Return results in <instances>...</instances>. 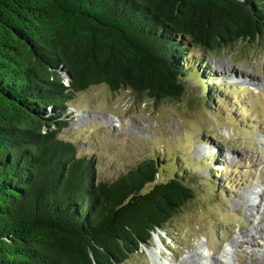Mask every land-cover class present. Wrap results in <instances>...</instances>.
<instances>
[{"label": "trees", "instance_id": "trees-1", "mask_svg": "<svg viewBox=\"0 0 264 264\" xmlns=\"http://www.w3.org/2000/svg\"><path fill=\"white\" fill-rule=\"evenodd\" d=\"M260 36L264 0H0V264H122L149 246L193 185L158 180L153 158L96 180L59 137L70 100L99 83L179 97L185 47Z\"/></svg>", "mask_w": 264, "mask_h": 264}, {"label": "rangeland", "instance_id": "rangeland-1", "mask_svg": "<svg viewBox=\"0 0 264 264\" xmlns=\"http://www.w3.org/2000/svg\"><path fill=\"white\" fill-rule=\"evenodd\" d=\"M185 48L181 96L91 85L70 100L59 137L93 159L96 180L153 158L158 180L178 173L193 185L194 198L122 264H264V37Z\"/></svg>", "mask_w": 264, "mask_h": 264}, {"label": "bare ground", "instance_id": "bare-ground-1", "mask_svg": "<svg viewBox=\"0 0 264 264\" xmlns=\"http://www.w3.org/2000/svg\"><path fill=\"white\" fill-rule=\"evenodd\" d=\"M222 70H223L224 72H226L225 69L222 68ZM236 82H238V81H236ZM260 194H263V192H260L259 195H260ZM259 198H260V196H259ZM263 199H264V198H263ZM261 200H262V197H261ZM242 201H243L246 205H247L248 203L251 204V203L249 202L250 200L247 199V198H242ZM249 204H248V205H249ZM252 227H253V228L255 227L254 222H252ZM254 229L256 230L257 235H258L259 237H261L262 234H263L262 229L257 228V227H255ZM157 238H158V240H160V236H157ZM160 242H161V240H160Z\"/></svg>", "mask_w": 264, "mask_h": 264}]
</instances>
